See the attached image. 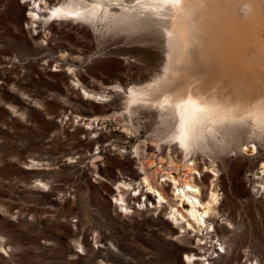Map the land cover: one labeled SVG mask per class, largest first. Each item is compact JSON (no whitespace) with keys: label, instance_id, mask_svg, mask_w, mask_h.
<instances>
[{"label":"rangeland","instance_id":"obj_1","mask_svg":"<svg viewBox=\"0 0 264 264\" xmlns=\"http://www.w3.org/2000/svg\"><path fill=\"white\" fill-rule=\"evenodd\" d=\"M259 2L264 9V0ZM30 8L22 0H0V264H188L185 257L201 251L214 257L211 264H261L264 195L255 185L264 182V136L255 138L259 153L250 144L205 156L218 169L216 232L210 227L209 235L182 233L167 215L169 204L151 208L154 195H142L139 188L149 155L136 154V148L156 143L148 137L167 136L171 118L154 117L146 138H138L125 130L121 116L110 118L126 99L119 97L114 106L113 97L98 103L83 91L105 93L160 73L164 30L145 13L120 23L119 13L107 17L99 10L94 21L47 24L32 22ZM261 36L264 40V30ZM190 52L189 75L206 89L233 96L234 102L264 98V79L250 99L241 98L214 64L202 60L198 45ZM139 111L148 116L144 108ZM89 121L96 124L86 129ZM157 156L148 168L151 173L159 168L155 179L171 197L172 181L162 174L182 178L188 169L183 160L171 165ZM118 187L130 213L115 204ZM134 188L140 190L137 198ZM199 239L208 240L200 250Z\"/></svg>","mask_w":264,"mask_h":264},{"label":"bare ground","instance_id":"obj_2","mask_svg":"<svg viewBox=\"0 0 264 264\" xmlns=\"http://www.w3.org/2000/svg\"><path fill=\"white\" fill-rule=\"evenodd\" d=\"M27 2L31 5L29 19L32 22L41 19L47 24L94 21L98 11L103 10L107 17L108 13H119L115 21L120 20V23L138 19L145 13L154 25L164 30L166 61L160 73L126 87L113 85L105 93L83 88L84 97L98 103L104 97H113L114 106L119 97L126 99L125 107L115 108L110 118L121 116L125 130L138 138L142 134L146 138L154 117L161 122L165 116L171 118L172 126L167 136L158 140L148 137L145 140L156 143L136 148V154L149 155L139 188L142 187V195H154L155 202L149 203L151 208L159 210L164 203L169 204L167 215L182 233L209 235L212 233L210 227L216 232L221 203L218 169L214 161L206 160L205 156L228 155L234 150L241 151L242 146L249 148L250 144L255 148L252 153H259L260 146L255 138L264 136V98L258 97L249 104L242 100L234 102L233 96L226 97L217 89H206L201 79L189 75L193 65L190 50L198 45L202 60L214 64L222 79H228L241 98L250 99L264 79V40L261 36L264 9L259 0H22V4ZM55 9L60 12L52 16ZM182 80L186 84L175 87ZM139 108H144L148 116H139ZM94 123H85L86 129L92 128ZM156 155L166 157L171 165L183 160L182 167L188 169L183 173L184 178L161 172L165 181H172L171 197L166 185L155 179L159 168L154 173L148 168ZM260 162L264 164V154ZM176 168L180 169L178 165ZM203 168L211 169L213 174H204ZM260 168L264 173V167ZM193 171H199L200 176L195 177ZM206 180L209 181L207 188L203 186ZM255 188L259 195H264L263 181ZM137 190L133 189L134 198L140 192ZM115 192V204L124 209L122 213H130L124 195L120 197L119 187ZM136 204L145 206L146 203ZM207 241L198 245L199 250ZM187 257L188 264H211L209 260L214 259H209L202 251Z\"/></svg>","mask_w":264,"mask_h":264},{"label":"snow or ice","instance_id":"obj_3","mask_svg":"<svg viewBox=\"0 0 264 264\" xmlns=\"http://www.w3.org/2000/svg\"><path fill=\"white\" fill-rule=\"evenodd\" d=\"M59 12H60L59 9H55V10L52 12V16H57ZM253 151H255V148H253ZM261 167H264V164H262ZM41 187H43V185H41ZM121 211H124V209L122 208ZM76 250H77L78 252L81 251V249L79 248V246H77ZM0 251H2V250H0ZM220 251L223 252L224 249L221 248ZM185 259H188V257H185ZM252 264H255V262L253 261ZM261 264H264V261H261Z\"/></svg>","mask_w":264,"mask_h":264}]
</instances>
